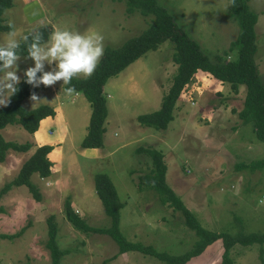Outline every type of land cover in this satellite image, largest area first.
I'll return each mask as SVG.
<instances>
[{
    "label": "rangeland",
    "instance_id": "1",
    "mask_svg": "<svg viewBox=\"0 0 264 264\" xmlns=\"http://www.w3.org/2000/svg\"><path fill=\"white\" fill-rule=\"evenodd\" d=\"M42 1L48 13L45 24L51 21L54 28L81 34L100 33L104 49L120 46L140 35L152 19L138 10L130 13L127 0ZM159 3L211 57L225 54L239 34L229 0H159ZM248 3L259 16L255 25L258 41L255 57L264 83V0H248ZM5 17L14 24L17 38L42 25L26 27L15 4L6 10ZM7 34L0 32V43ZM174 52V43L167 40L107 82L105 94L111 118L104 134L103 157L87 159L89 164L81 156L94 151L82 148L81 142L88 131L90 103L82 93L73 96L61 91L64 111L61 119L52 125L50 138H65L61 150L65 147L66 155L55 153L54 160L58 163L53 167L52 178L32 176L43 194L42 201H37L25 185L14 187L1 200L5 212L0 213V233L15 234L28 227L12 240L0 238V264H52L51 251L46 246L47 219L51 214L58 220V245L67 250L61 264H167L140 251L119 253L117 241L109 234L84 233L67 221L65 203L70 200L89 226H111V217L105 213L96 192H92L97 172L111 177L124 203L119 226L128 241L141 242L172 255L190 250L197 236L185 224L181 212L162 204L157 191L139 188L140 175L152 169L151 157L136 151L143 145L164 153L168 184L205 228L231 234L241 229L247 234L264 232V206L259 205L264 199V168H237L241 163L264 160V142L257 138L252 125L244 124L238 116L245 99L244 86L235 93L228 83H220L206 72H197L181 93L174 120L167 130L142 126L138 121V115L160 109L177 70ZM233 57L231 54L228 58ZM17 63L20 77L28 67L34 66V61L25 56ZM51 67L54 65L45 62L46 71ZM57 85L62 86L63 82ZM38 88L36 95L40 100L28 98L25 107L50 104L51 87L39 85ZM3 133L8 140L34 142L17 125L8 126ZM32 151H10L6 160L0 162V188L17 175ZM76 160L84 176L76 172ZM90 165L94 166L93 176L88 175ZM222 251L218 240L186 264H222ZM231 257L234 264H264V244H237L231 250Z\"/></svg>",
    "mask_w": 264,
    "mask_h": 264
},
{
    "label": "trees",
    "instance_id": "2",
    "mask_svg": "<svg viewBox=\"0 0 264 264\" xmlns=\"http://www.w3.org/2000/svg\"><path fill=\"white\" fill-rule=\"evenodd\" d=\"M16 0H0V32L9 29L5 12L12 8ZM231 15L239 24V34L225 54H217L211 57L196 40L176 23L170 11L159 3V0H127L128 11H139L144 16H152L149 27L140 35L132 37L117 47H105L104 56L101 59L94 74L90 78L74 77L70 85L63 88L74 87L73 94L82 93L89 101L92 113L90 116L88 131L81 142L85 149L100 148L104 145L106 132V120L109 114L105 86L107 82L117 77L132 63L143 57L151 50H157L161 44L170 40L175 45L173 60L177 64V70L172 78V83L162 98L160 109L138 115L137 119L142 126L155 130L165 131L174 120V111L181 93L186 85L193 82L196 73L206 72L211 78L220 83L230 85L233 92L239 93L240 87L246 88L243 108L238 111V116L244 124H251L257 138L264 142V83L262 81L256 53L258 41L255 25L258 22V14L251 10L248 0H229ZM55 28L51 24H42L34 30L41 31L44 35V43H47L49 35ZM21 56L27 57V46L21 42L19 50ZM235 57L229 59L230 55ZM38 75H40L38 73ZM18 91L12 96L7 107L0 106V162H4L10 151L27 153L32 151L29 158L24 161L17 175L5 182L0 188V213L5 212L1 204L3 197L14 187L26 186L37 201L43 200V194L33 182L32 176L37 174L41 178L51 176L53 173V161L50 158L54 146L51 144L36 145L32 140L18 142L5 138L3 130L8 126H19L34 135L39 129L42 120L54 117L56 110L53 105L44 103L35 107H25L24 102L32 93H38L39 88L25 82V74L17 86ZM62 88V89H63ZM64 91V90H63ZM74 94V95H75ZM36 146V147H35ZM138 153L145 152L151 157L152 169L148 173H142L138 179L139 188L152 189L158 192L162 204H168L181 212L185 224L196 233L197 240L192 248L181 255H172L167 252L157 251L153 246L144 245L141 242L128 241L120 231V211L124 203L119 197L118 191L111 177L107 173L97 172L94 175L95 189L102 201L105 213L111 217L112 224L107 228L89 226L86 220H82L76 213L70 200L65 203V218L77 230L84 233H104L114 238L119 245V253L140 251L159 258L167 264H186L192 258L202 255L206 249L221 240L222 264H234L231 250L237 244L251 246L264 244V232L245 233L241 229L236 234L229 232H217L205 228L195 214L185 205L183 199L168 184L167 163L161 150L150 146H140ZM238 169L249 168L251 170L263 169L264 160H255L250 163H241ZM49 235L46 246L52 255V264H61L62 257L67 253L58 245L59 227L54 214L49 216ZM28 226H24L15 234L0 233V238L12 240L24 233Z\"/></svg>",
    "mask_w": 264,
    "mask_h": 264
},
{
    "label": "clouds",
    "instance_id": "3",
    "mask_svg": "<svg viewBox=\"0 0 264 264\" xmlns=\"http://www.w3.org/2000/svg\"><path fill=\"white\" fill-rule=\"evenodd\" d=\"M7 26L11 30L0 43V106L7 107L10 104L21 82L17 74L21 42L27 46L25 59L34 61V66L25 70V82L34 88L39 85L50 87L59 81L63 82V88L64 85H70L74 77L90 78L104 56V38L100 33L81 34L66 28H56L49 35L47 43H44L41 31L35 30L17 38L14 24L9 21ZM45 62L54 67L46 71ZM63 90L68 95L75 91L74 87ZM30 99L35 102L40 100L34 92ZM259 205L264 206V199L259 201Z\"/></svg>",
    "mask_w": 264,
    "mask_h": 264
},
{
    "label": "crops",
    "instance_id": "4",
    "mask_svg": "<svg viewBox=\"0 0 264 264\" xmlns=\"http://www.w3.org/2000/svg\"><path fill=\"white\" fill-rule=\"evenodd\" d=\"M15 5H16V8L19 9L21 21L25 24L26 27L29 26V28H31V26L33 24H45V22H47V20H48V13H47L46 7H45L42 0H16ZM50 22H49V24H52ZM38 26H40V25H38ZM29 28H27V30ZM51 69H52V67L50 68V70ZM21 78H22V76H21ZM50 87H51V92H50V101L49 102H50V105H53L55 107V110L57 113L54 117H47L44 120H42L41 125H40V129L34 135H31V136L33 137L32 139L36 145L51 144L54 146V150L50 154V158L53 161V167H54L58 163L57 162L58 160L57 161L54 160L55 153L58 155V152L60 151L64 155H66V148L64 147V149L61 150L62 146L65 142V138L60 137L56 140H52L50 138V134L53 133L52 125L57 121L56 119H58V120L61 119L60 115L64 111V108H62V105H63L62 100H64V99H62V92H61V91H63L62 86H58L56 83L55 85L50 86ZM74 94H73V96H74ZM67 96L68 95H65V98ZM24 103H26V102H24ZM90 109H91V106H90ZM88 113H89V110H88ZM91 113H92V109H91ZM90 116H91V114H90ZM110 118L108 115L106 123H105V126H106L105 135L107 133V126L109 125ZM105 135H104V144H105ZM85 150L94 151V152L90 153L91 155L81 156L84 159H86V161H87V159L98 160L99 156L103 157L102 151L104 150V148L102 149V147L101 148H93V149H85ZM62 162H63V159H62ZM87 163L89 164L88 161H87ZM75 167H76L75 168L76 172L79 173L80 176L81 175L84 176L85 172H84V170L82 171L83 168L80 167L77 160L75 163ZM88 167H89L88 165H84V168H88ZM93 167L94 166L90 165L91 171L88 173V175L91 174V176H93V173H94ZM50 177L52 178V175ZM89 180H90V178H89ZM94 191L96 192V189L92 190V192H94ZM96 194H97V192H96Z\"/></svg>",
    "mask_w": 264,
    "mask_h": 264
}]
</instances>
